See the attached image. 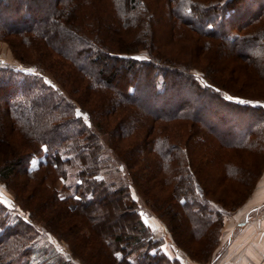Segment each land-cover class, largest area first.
<instances>
[{
	"label": "trees",
	"instance_id": "1",
	"mask_svg": "<svg viewBox=\"0 0 264 264\" xmlns=\"http://www.w3.org/2000/svg\"><path fill=\"white\" fill-rule=\"evenodd\" d=\"M0 41L54 80L0 59V264L212 260L264 169V0H0Z\"/></svg>",
	"mask_w": 264,
	"mask_h": 264
},
{
	"label": "crops",
	"instance_id": "2",
	"mask_svg": "<svg viewBox=\"0 0 264 264\" xmlns=\"http://www.w3.org/2000/svg\"><path fill=\"white\" fill-rule=\"evenodd\" d=\"M261 173L245 203L224 216L220 250L206 264H264V169Z\"/></svg>",
	"mask_w": 264,
	"mask_h": 264
},
{
	"label": "rangeland",
	"instance_id": "3",
	"mask_svg": "<svg viewBox=\"0 0 264 264\" xmlns=\"http://www.w3.org/2000/svg\"><path fill=\"white\" fill-rule=\"evenodd\" d=\"M137 56H144V52H142V51L138 52ZM0 59L7 61V62H10L13 65H16L18 68H20L26 72H29L31 70L30 72L41 75L43 77V79H46L48 82H54L51 74L46 69H43L40 65H38L36 63H21V62L17 61L16 59H14L12 52L10 51L7 43L4 41H0ZM60 187H61V183H58L57 188H60ZM132 191H133L132 197H135V199L139 200L142 207L146 210L147 207L141 202V198H140L139 194H137L134 189ZM14 199H15V194H13V191L9 187L6 186L5 182L0 180V202L3 205H5L6 208H9L10 210L16 211L18 216L20 215L24 219L28 220V218L26 217L27 214L25 212H23L20 208L17 207V205L14 202ZM235 210H237V208ZM230 214H232V213H230ZM142 218L145 220V222L147 224H149L154 229V231L156 233H158L159 235H161L163 237V239H164L163 248L165 249V251L170 256H172V257L178 256L180 259L184 257L182 250H180L178 247H176L175 244L172 242L171 237H170V233L168 232V230L164 226L163 222H161L159 219L155 218V216L152 215L151 213H149L148 215L142 214ZM37 227L39 229V232H40L39 234H40L42 242H44V241L48 242L49 241L57 250H59L66 257H69L70 250H69L68 245L66 244V242L63 238L60 239V238L50 234V232H47L46 230H44L43 222L38 221ZM222 227H223V225H222ZM221 232H222V228H221ZM220 243L221 242H219V245H218V248L216 251L220 250V247H221ZM73 261L75 264H80L79 261L76 259H74ZM210 261L211 260H209V262ZM209 262H206V263H209ZM192 263L193 264H197V263L206 264L204 262H196V261H192Z\"/></svg>",
	"mask_w": 264,
	"mask_h": 264
},
{
	"label": "snow or ice",
	"instance_id": "4",
	"mask_svg": "<svg viewBox=\"0 0 264 264\" xmlns=\"http://www.w3.org/2000/svg\"><path fill=\"white\" fill-rule=\"evenodd\" d=\"M137 59H143V57H137ZM31 71V70H30ZM50 83V82H49ZM229 99H232V97H229ZM242 102H246V101H242ZM76 115L77 116H81L82 115V113L80 112V110L79 109H77L76 110ZM84 119H85V121H87V116L86 115H84ZM45 150H47L46 148H45ZM135 198V197H134ZM77 199H79V197H77ZM117 255H119V254H117Z\"/></svg>",
	"mask_w": 264,
	"mask_h": 264
},
{
	"label": "built area",
	"instance_id": "5",
	"mask_svg": "<svg viewBox=\"0 0 264 264\" xmlns=\"http://www.w3.org/2000/svg\"><path fill=\"white\" fill-rule=\"evenodd\" d=\"M247 264H253V263L249 261Z\"/></svg>",
	"mask_w": 264,
	"mask_h": 264
}]
</instances>
